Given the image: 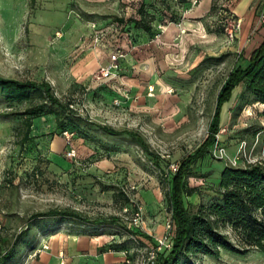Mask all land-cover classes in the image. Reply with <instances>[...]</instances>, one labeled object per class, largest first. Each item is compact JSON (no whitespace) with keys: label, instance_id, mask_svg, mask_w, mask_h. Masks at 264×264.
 <instances>
[{"label":"rangeland","instance_id":"1","mask_svg":"<svg viewBox=\"0 0 264 264\" xmlns=\"http://www.w3.org/2000/svg\"><path fill=\"white\" fill-rule=\"evenodd\" d=\"M243 1L0 0V78L48 83L58 103L42 89H0V255L15 242L7 264H139L157 247L170 220L164 193L171 167L206 138L222 86L246 64L238 39ZM140 7L150 33L116 22L135 18ZM249 9L247 40L264 28V0H250ZM112 57L117 70L103 79L99 70ZM243 89L222 105L216 141L224 149L245 142L247 155L264 163L263 106L248 95L235 101ZM35 107L63 110L64 128L42 116L24 143L22 113ZM100 127L135 133L145 147ZM213 152L214 145L187 181L198 188L185 200L191 212L216 201L223 160ZM52 211L77 218L32 220ZM180 264H264V256L221 252Z\"/></svg>","mask_w":264,"mask_h":264},{"label":"trees","instance_id":"2","mask_svg":"<svg viewBox=\"0 0 264 264\" xmlns=\"http://www.w3.org/2000/svg\"><path fill=\"white\" fill-rule=\"evenodd\" d=\"M184 4L187 0H176ZM136 17L128 20L117 19L121 25L134 29L151 31V21H146V13L140 7ZM243 86L235 101L248 95L263 109L260 113L264 119V40L253 50L244 67H236L222 86L217 99L213 117L208 127V135L193 151L177 165L175 173H170L167 189L164 193L172 224L171 247L166 254H158L155 264H180L183 259L192 256H204L217 259L221 252L237 256H246L258 252L264 256V163L244 165L241 168L226 166L218 175L216 201L208 206L199 205L191 212L185 200L194 196L198 188H191L187 181L192 177V169L196 162L204 157L215 144L220 129V112L224 103L229 102L237 87ZM0 89L21 95L26 91L42 89L47 100L57 105V100L50 93L48 83L17 82L0 78ZM23 101V99H19ZM62 112L50 111L42 113L41 108L27 109L22 114L28 117L27 132L32 122L42 116H54L56 128L63 129L60 119ZM102 132L110 136H129L137 145L145 147L141 137L130 132H116L108 127H100ZM64 218L74 220L77 217L70 212H48L36 214L35 218ZM15 242L9 250L0 255V264H7L13 253Z\"/></svg>","mask_w":264,"mask_h":264},{"label":"built area","instance_id":"3","mask_svg":"<svg viewBox=\"0 0 264 264\" xmlns=\"http://www.w3.org/2000/svg\"><path fill=\"white\" fill-rule=\"evenodd\" d=\"M239 26H240V21H238L236 27L233 28V30L231 29L227 32V37H228L229 41H233L236 38V33L239 31ZM115 62H116V58L112 57V60L110 61V63L107 66H105L99 70V74H100L101 78L106 79V78L112 77V75L117 70V65ZM63 135L65 136L66 139L69 138V135L67 132H64ZM246 150H247L246 143L240 142L238 145V149H237V155L235 156V158L233 160L229 161V164L232 167H235V166L239 165L240 163H242L244 165H255V164H261L262 163L260 161L252 160L251 155L250 154L247 155ZM66 155L68 158H74L75 157V151L71 148H68L66 151ZM213 156L219 160H223V161L227 160L225 149L221 146H218L217 141L214 144ZM176 170H177V165H173L171 167V173H175ZM133 221H134V226H138L139 218L137 215H136V218L133 219ZM171 231H172V224H171V220H169L166 224V231H165L164 237L158 241L156 248L149 251L146 254V256L141 257L139 264H155L157 255L160 254L161 248H163V249L165 248L168 251L170 250V247H171Z\"/></svg>","mask_w":264,"mask_h":264},{"label":"crops","instance_id":"4","mask_svg":"<svg viewBox=\"0 0 264 264\" xmlns=\"http://www.w3.org/2000/svg\"><path fill=\"white\" fill-rule=\"evenodd\" d=\"M250 4V0H244L243 2L240 3L239 5V15H241V20H243V27L241 29V32L238 36V39H240V43L242 42V50L246 52V58L248 60L250 54L255 50L256 48L259 47V45L263 42L264 40V28L260 29L257 31V33H254L251 35V37L247 40V34L249 33V30L252 25V9L247 10V7ZM246 60V61H247ZM237 149L238 146L235 148H230V149H225V153L227 156V160L221 161L223 162V166L221 169H219V172L226 166H228L229 161L233 160L235 156L237 155ZM219 175V174H218ZM217 175V178H218ZM216 178V179H217Z\"/></svg>","mask_w":264,"mask_h":264}]
</instances>
